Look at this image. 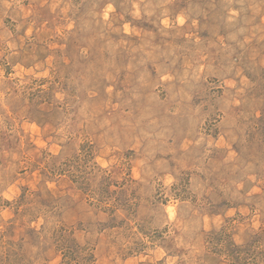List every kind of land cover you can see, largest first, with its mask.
Returning a JSON list of instances; mask_svg holds the SVG:
<instances>
[{"label": "rangeland", "instance_id": "374dc122", "mask_svg": "<svg viewBox=\"0 0 264 264\" xmlns=\"http://www.w3.org/2000/svg\"><path fill=\"white\" fill-rule=\"evenodd\" d=\"M0 264H264V0H0Z\"/></svg>", "mask_w": 264, "mask_h": 264}]
</instances>
